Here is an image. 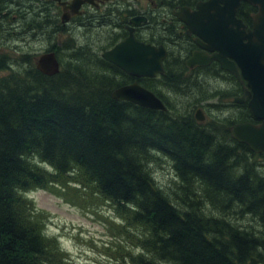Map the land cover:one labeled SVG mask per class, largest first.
<instances>
[{
    "label": "trees",
    "instance_id": "16d2710c",
    "mask_svg": "<svg viewBox=\"0 0 264 264\" xmlns=\"http://www.w3.org/2000/svg\"><path fill=\"white\" fill-rule=\"evenodd\" d=\"M22 63H0V264H73L46 235L48 215L27 199L34 189L54 191L80 209L106 203L117 240L104 251L117 264L264 258V231L224 218L252 215L264 229V173L250 163L264 155L233 141L228 129L232 144H216L215 122L200 125L185 113L174 118L170 105L162 112L112 99L135 78L96 51L85 63L99 75L88 80L71 75L65 63L54 76ZM3 64L8 71L20 65V72L1 74ZM177 80L160 79L165 89H154L150 79L138 82L167 102ZM153 158L171 161L178 187L157 185Z\"/></svg>",
    "mask_w": 264,
    "mask_h": 264
},
{
    "label": "flooded vegetation",
    "instance_id": "af4514ba",
    "mask_svg": "<svg viewBox=\"0 0 264 264\" xmlns=\"http://www.w3.org/2000/svg\"><path fill=\"white\" fill-rule=\"evenodd\" d=\"M209 1L0 0V63L11 62V54L14 53L18 57H24V60L21 59L28 60L35 68L36 60L44 53L52 51L57 58L58 49L64 51L62 47L57 49L55 45L60 47L62 44L64 48H67V45L74 41L70 39L71 35L92 29L100 30L103 35L105 33L106 39L103 38L104 43H100L96 48L90 43L85 46L89 52L95 49L102 57L103 53L112 50L131 35L135 41L156 49L162 48L164 52V57L161 59L162 73H156L149 78L154 89L157 88V82L166 77H180L181 87L186 90V94L190 85L195 83V85L200 84L201 87L205 79L214 78L215 81L219 80L220 84L228 85L229 90H220L221 93L217 90L207 95V98L199 96L196 99H190L193 103L192 107L196 110L194 114L196 123H198L195 118L197 111L204 118L203 122L198 124L205 125L208 121L216 123L217 119L214 118L213 112L209 113L207 108L216 109L218 106L226 105V108L232 112L231 121L261 124L262 121L256 119L249 108L252 91L248 87V82L242 77L240 69H238V78L233 72L223 69L217 60L211 58L219 53L216 49L218 45H215L219 44L218 41L220 44L225 43L226 48H230V40L226 37L231 33L226 34L225 32L220 37V22L227 19L228 15L227 12L220 15V8H223L222 3L217 6H205ZM194 13L210 14L213 22L206 25L202 22L203 19L193 22ZM257 13V6L240 1L235 17L243 25L242 28L230 24L229 20L227 25L233 31L237 29L248 34L253 29V18ZM213 26L217 29H213ZM45 30L48 32L46 33ZM50 40L54 41L55 45L44 49V41ZM31 42L34 44L41 42V48L38 49L37 46L32 51L22 53L20 50L22 45H29ZM195 54H202L208 58V61H205L206 64L197 65L190 62ZM227 59L232 61L230 57ZM57 60L59 62L58 58ZM7 71L8 69L4 68L1 73ZM161 100L168 108L170 104ZM233 125L235 124L231 126ZM230 138L234 141L231 135ZM261 154L264 155V153Z\"/></svg>",
    "mask_w": 264,
    "mask_h": 264
},
{
    "label": "rangeland",
    "instance_id": "374dc122",
    "mask_svg": "<svg viewBox=\"0 0 264 264\" xmlns=\"http://www.w3.org/2000/svg\"><path fill=\"white\" fill-rule=\"evenodd\" d=\"M45 32L47 33L48 31L45 30ZM99 32L100 30L98 29H92L91 31L82 30L81 33L78 32L77 34L71 35L70 39H73L74 41H71L70 46L67 48H64V45L62 44L60 47H58L52 40L44 41L43 48L46 49L47 46L52 47V45H55L54 47L57 49L62 47L64 50L63 52L62 49H58L60 53L58 58L61 64L65 63V66L68 65L69 71H71V68L73 69L71 71V75L77 74L80 75L83 80H88L90 78L89 76L91 75L90 73L92 72H94L93 75H99L95 67H90L85 63V61L90 60L94 55V48H96L100 43H104L105 40L103 38L106 39V34L104 33L103 35L101 32ZM85 40L86 43H84ZM87 43H90L91 46L94 47V51L89 52L87 50L85 46ZM37 46L38 49H40L41 42L40 44H34L31 42L29 45H22L20 50L22 53H24L36 49L35 47ZM11 57V62H8L11 65V68L13 62H18L20 64L25 62L23 61L24 57H18V55L14 53L11 54ZM21 58H23V60ZM20 68L21 67L19 65V67L17 66L16 68H13V70L10 69L9 71L12 70V72H20ZM23 68H25V66H23ZM74 68L76 69L74 70ZM82 68L85 69L86 75ZM93 69H95V71ZM177 82L179 83L178 85H169V87L171 86L172 88L169 90V95L166 97L167 102L174 111L172 114L174 118L180 115V113H185L187 117L189 116L194 120V114L196 110L192 107L193 103L190 102V99H196L199 96L207 98V95L211 94V92H215L217 90H229L228 85L220 84L219 80L215 81L214 78H210L205 79L203 81L204 83L201 84V87L200 84L195 85V83L190 85L186 94V90L181 87V80H177ZM81 84L82 83L79 82V86L77 87H81ZM141 85L148 90H151L148 85ZM157 86L165 89L164 84L162 86ZM221 91L219 93H221ZM226 107V105H221L216 109L213 107L207 108L209 113L213 112L214 118L217 119L216 124L211 126V131L215 134V139L217 140V142H215L216 144L219 142H229L232 144L231 140L226 136V133L227 129H229L231 123L234 121L230 120L232 112ZM155 159L156 158H153L149 163V170L151 171L154 180L157 182V185L162 188H169L168 190L178 187L179 184H175V181L171 178V161H169L167 158H161L160 160ZM250 163L256 168L262 169L264 173L263 157L251 159ZM50 188L56 190L57 187L52 186ZM58 190L61 194V189L58 188ZM26 197L35 205V207L48 215L45 225L46 235L57 239L58 246L65 254L69 255L73 264H117L115 261H113V258L108 256L104 251L106 245H110L111 242L117 240L114 227H112L110 224L114 222L116 218L106 203L97 202L93 206L86 205L84 208L80 209L65 202L62 196H59L54 191L40 189L28 191L26 193ZM246 199L248 198L246 197ZM237 210V208H233L232 212H236ZM209 215L212 216V213H209ZM234 217L235 216L232 215L229 218H224L238 222V224L234 226L248 230L252 229V231H260L263 233V226H261L257 219L252 215H246L243 218L241 216L239 218L238 215H236L235 219ZM255 262L256 264L257 262H259V264H264V258L256 257Z\"/></svg>",
    "mask_w": 264,
    "mask_h": 264
},
{
    "label": "water",
    "instance_id": "95a60500",
    "mask_svg": "<svg viewBox=\"0 0 264 264\" xmlns=\"http://www.w3.org/2000/svg\"><path fill=\"white\" fill-rule=\"evenodd\" d=\"M240 1L248 2L258 7V13L253 18V29L250 33L233 31L227 24H233L237 28H242L241 22L236 19V9ZM220 8V15L227 12L228 18L220 22L219 31L221 36L229 32L230 48L224 44L218 45L217 55L211 56L217 60L223 69L233 72L238 78V69L242 77L248 82V87L252 91V99L249 108L254 117L262 123L254 125L251 123H238L230 130L231 137L239 143L245 144L254 153L264 152V0H210L205 6H217ZM199 7V5H198ZM201 9V8H200ZM213 9V8H212ZM194 21L203 19L204 25L213 22L212 16L206 14H193ZM229 20V23H228ZM226 21V23L224 22ZM193 28V27H192ZM203 28V27H202ZM213 29L217 27L213 26ZM199 34V33H197ZM200 35V34H199ZM225 38V39H226ZM227 40V39H226ZM247 40V42H243ZM232 48V49H231ZM164 52L149 45H144L134 40L130 35L124 41L118 43L112 50L102 54V58L112 65L118 67L124 73L134 78H152L156 73H162L161 59ZM230 57L232 61H229ZM210 58V59H211ZM208 61L204 55L195 54L190 60L197 65H205ZM36 69L46 76H54L59 73V63L54 52H47L39 56L35 63ZM111 98L117 101H128L136 106L162 111L164 106L159 99L151 92H147L139 87L137 83L122 86L111 93ZM197 111L195 118L198 122H203L204 118Z\"/></svg>",
    "mask_w": 264,
    "mask_h": 264
},
{
    "label": "bare ground",
    "instance_id": "6f19581e",
    "mask_svg": "<svg viewBox=\"0 0 264 264\" xmlns=\"http://www.w3.org/2000/svg\"><path fill=\"white\" fill-rule=\"evenodd\" d=\"M57 58H58V56H57ZM59 63V72L61 71V63H60V61L58 62ZM134 83V82H133ZM135 83H137L138 85H139V87L140 88H142L143 90H145V91H147V92H152L151 90H148L147 88H145V87H143L138 81H135ZM132 84V83H131ZM131 84H129V85H131ZM126 86H128V85H126ZM153 93V92H152ZM154 94V93H153ZM159 99V101L161 102V104L164 106V110H162V112H166L167 110H168V108H167V106L163 103V101L160 99V98H158ZM149 109V108H148ZM152 110V109H151ZM155 111H158V110H155ZM236 125V124H235ZM234 126V125H233ZM232 127V126H231ZM230 127V128H231ZM226 193V192H225ZM174 198V197H173ZM254 215V214H253Z\"/></svg>",
    "mask_w": 264,
    "mask_h": 264
}]
</instances>
